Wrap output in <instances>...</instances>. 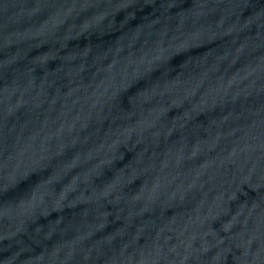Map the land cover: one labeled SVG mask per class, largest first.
<instances>
[{
  "label": "water",
  "instance_id": "obj_1",
  "mask_svg": "<svg viewBox=\"0 0 264 264\" xmlns=\"http://www.w3.org/2000/svg\"><path fill=\"white\" fill-rule=\"evenodd\" d=\"M264 117V0H0V187Z\"/></svg>",
  "mask_w": 264,
  "mask_h": 264
}]
</instances>
